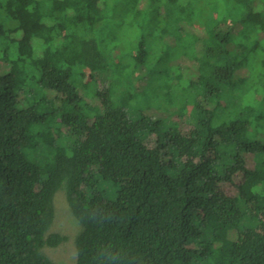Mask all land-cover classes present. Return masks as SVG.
Here are the masks:
<instances>
[{"label":"trees","instance_id":"16d2710c","mask_svg":"<svg viewBox=\"0 0 264 264\" xmlns=\"http://www.w3.org/2000/svg\"><path fill=\"white\" fill-rule=\"evenodd\" d=\"M264 264V0H0V264Z\"/></svg>","mask_w":264,"mask_h":264},{"label":"rangeland","instance_id":"374dc122","mask_svg":"<svg viewBox=\"0 0 264 264\" xmlns=\"http://www.w3.org/2000/svg\"><path fill=\"white\" fill-rule=\"evenodd\" d=\"M63 190H59L53 199L55 216L49 232L64 237V241L55 248L45 247L44 255L57 264H73L75 261V239L81 232L80 224L71 215L66 204Z\"/></svg>","mask_w":264,"mask_h":264}]
</instances>
